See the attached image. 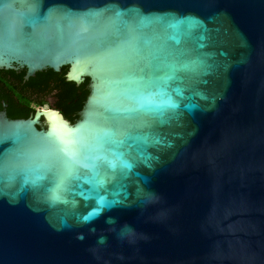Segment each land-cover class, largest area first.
<instances>
[{
    "label": "water",
    "instance_id": "1",
    "mask_svg": "<svg viewBox=\"0 0 264 264\" xmlns=\"http://www.w3.org/2000/svg\"><path fill=\"white\" fill-rule=\"evenodd\" d=\"M64 67L77 122L0 114V264H264V0H0V69Z\"/></svg>",
    "mask_w": 264,
    "mask_h": 264
},
{
    "label": "flooded vegetation",
    "instance_id": "2",
    "mask_svg": "<svg viewBox=\"0 0 264 264\" xmlns=\"http://www.w3.org/2000/svg\"><path fill=\"white\" fill-rule=\"evenodd\" d=\"M24 71L26 72L25 69H20L15 75L7 77L0 75V114L5 113L10 120H26L36 113H32V109H46L59 112L71 124L80 119L83 107L75 113L73 119L67 116L65 108L69 109V99L72 96L82 95L84 91L90 93L89 79L77 84L69 81L67 74H64L54 77L36 75L27 80L26 73L22 76ZM33 81H39L41 85L32 86ZM48 127L49 124L43 118L38 128L47 130Z\"/></svg>",
    "mask_w": 264,
    "mask_h": 264
},
{
    "label": "trees",
    "instance_id": "3",
    "mask_svg": "<svg viewBox=\"0 0 264 264\" xmlns=\"http://www.w3.org/2000/svg\"><path fill=\"white\" fill-rule=\"evenodd\" d=\"M68 72V68L64 67L62 69V72H55L51 69L49 70H45L43 72L37 73L38 76H48V77H54V76H64V74H67ZM17 72L13 71V70H2L0 69V75H4L5 77L10 76V75H15ZM26 72L24 71L22 73V76H24ZM34 80V79H31ZM65 85H67V83H64ZM32 86H38L41 85L39 81H33ZM89 95V91H84L82 95H74L69 99L70 102V106L69 109L65 108V112L67 114V116H69L71 119L74 118L75 113H77L79 110H81V108L83 107V104L85 103L87 96ZM41 107H43V105H41ZM36 112V109H32V113ZM76 121V120H75Z\"/></svg>",
    "mask_w": 264,
    "mask_h": 264
}]
</instances>
